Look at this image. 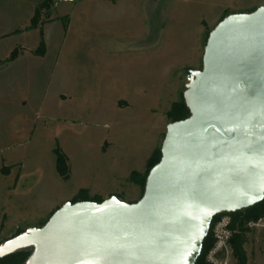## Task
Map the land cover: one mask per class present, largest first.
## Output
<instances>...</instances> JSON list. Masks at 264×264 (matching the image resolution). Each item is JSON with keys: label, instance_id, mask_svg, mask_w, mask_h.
I'll list each match as a JSON object with an SVG mask.
<instances>
[{"label": "rangeland", "instance_id": "1", "mask_svg": "<svg viewBox=\"0 0 264 264\" xmlns=\"http://www.w3.org/2000/svg\"><path fill=\"white\" fill-rule=\"evenodd\" d=\"M37 2V7L47 2L40 10L41 27L46 24L17 39L33 50L14 65L21 100L18 135L14 126V136L5 128L0 137V246L16 228L19 234L42 227L67 201L108 195L138 201L142 188L132 173L142 177L161 148L172 122L168 111L184 95L191 71L203 66L208 32L225 15L264 5V0H20V21ZM14 5L3 6L15 10ZM42 35L43 56L35 52ZM12 47L11 53L20 54L18 45ZM64 93L72 100L60 105ZM56 148L66 157L67 178L58 172ZM230 219L220 215L215 240L217 225ZM245 248L249 264H264L262 226L250 228ZM212 257L215 264H236L230 249Z\"/></svg>", "mask_w": 264, "mask_h": 264}, {"label": "water", "instance_id": "2", "mask_svg": "<svg viewBox=\"0 0 264 264\" xmlns=\"http://www.w3.org/2000/svg\"><path fill=\"white\" fill-rule=\"evenodd\" d=\"M167 125L142 197L65 202L0 246L25 264H195L215 215L264 200V5L224 17Z\"/></svg>", "mask_w": 264, "mask_h": 264}, {"label": "trees", "instance_id": "3", "mask_svg": "<svg viewBox=\"0 0 264 264\" xmlns=\"http://www.w3.org/2000/svg\"><path fill=\"white\" fill-rule=\"evenodd\" d=\"M46 5H47V2H42L36 8L35 14L31 19L30 28H36L38 26L42 28L41 20H40V17H41L40 10L41 8L46 7ZM225 16H223V18ZM208 35H209V32L207 34V37ZM45 50H46V44H45L44 37L42 35L38 49L35 52L43 56L45 54ZM17 56H18V51L14 50L8 58H6L5 60H0V64H5L9 61H12ZM167 115L171 119L172 122L185 119L186 117L190 115L189 108L187 107L185 100H184V95L182 96L180 100L172 104V107L168 111ZM55 152L57 155L58 172L60 173L62 177L67 178L69 170L67 166L66 157L59 151L58 148L55 149ZM160 158H161V148H158L153 152V154L149 158L148 163H147V169L142 177H140V174L132 173V180H134L138 185L141 186L142 193L144 192L146 178H147V175L150 169L156 163H158ZM80 200H91V201H96V202L102 201V199L93 200L89 198L80 199ZM77 201H79V199L72 201V202H77ZM221 214L223 213H220L214 216L211 226H210L209 233L203 242L202 252L195 264H210L207 261V255L215 245L216 240L213 235V228H214V225L219 220ZM225 214L230 216L231 218L228 224V228L232 232L231 237L229 239V249L231 250L233 257L236 260V264H249L248 255H247L246 248H245V245L247 243V234L248 232H250L248 223L251 221H257L258 219L264 217V200L251 207L238 210L235 212H225ZM24 231L25 230L23 229L20 231V233ZM31 253H32L31 249H26V250L17 251V252L2 256L0 257V264H25L28 258L30 257Z\"/></svg>", "mask_w": 264, "mask_h": 264}, {"label": "crops", "instance_id": "4", "mask_svg": "<svg viewBox=\"0 0 264 264\" xmlns=\"http://www.w3.org/2000/svg\"><path fill=\"white\" fill-rule=\"evenodd\" d=\"M4 4H16L17 8H15V10L9 9L8 6L5 8L3 6ZM38 4V2L32 3L31 9L23 14L22 21H20L18 10L20 0H0V60H5L9 57V54H11L10 51L15 48L12 47V44L18 45L21 48L20 54H18V56L14 60L9 61L5 64H0V102L2 104V106L0 105V137H3L5 128L8 137L14 136V126L16 127L15 134L18 135L21 100L17 94L18 88L16 80L18 78L16 74L17 72H15L14 70V65L19 61L25 60L26 57H31L29 52L33 50L23 45L24 43H19L17 39H19L20 36L23 37V35L29 33V31L31 30V19L35 14ZM44 24L46 23H43L42 27L44 26ZM23 74V77L28 80L30 77L29 71L25 70ZM3 75H5V79ZM71 100V93H64L61 94L59 103L60 105H63L64 102ZM27 101L28 100H26V98L24 101H22L23 106H26ZM109 197H111V195H108L107 197H105V199ZM57 208H59V206Z\"/></svg>", "mask_w": 264, "mask_h": 264}, {"label": "built area", "instance_id": "5", "mask_svg": "<svg viewBox=\"0 0 264 264\" xmlns=\"http://www.w3.org/2000/svg\"><path fill=\"white\" fill-rule=\"evenodd\" d=\"M248 226L250 228H254V227H258V226H262L264 228V217L258 219L257 221H251L248 223ZM225 227V228H224ZM228 224H222L219 223L217 225V231H216V244L214 246V248L210 251L209 256H208V260L212 262V264H215L214 260H213V254H215L217 251H219L220 249H225L227 252H229V239L231 237V231L229 230Z\"/></svg>", "mask_w": 264, "mask_h": 264}]
</instances>
